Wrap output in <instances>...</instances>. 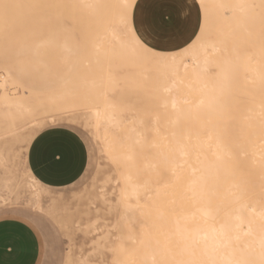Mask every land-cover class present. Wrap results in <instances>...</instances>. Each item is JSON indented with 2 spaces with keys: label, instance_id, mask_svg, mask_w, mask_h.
<instances>
[{
  "label": "rangeland",
  "instance_id": "374dc122",
  "mask_svg": "<svg viewBox=\"0 0 264 264\" xmlns=\"http://www.w3.org/2000/svg\"><path fill=\"white\" fill-rule=\"evenodd\" d=\"M104 1H107L106 5ZM193 1L188 4L185 0H136L131 11L128 5L118 4L116 0H0V108L3 109L0 112V216L15 215L34 226L41 240L38 264H209L202 261V253L198 249L203 236L197 238L194 227L190 230L194 226V221L190 226L192 219L197 217L181 214L177 197L170 194V185L162 183L164 178L156 181L157 188H147L146 196L141 194L136 199L124 194L130 189V183L123 180L121 174L128 173L130 169L126 158L124 163L121 161L123 155L133 153V150L145 152L148 141L159 135L162 128L158 123L151 125L152 121L164 118L163 90L158 89L157 84L155 86L152 78L148 84L147 81L140 82L143 76L136 72L141 69L128 61V49H121L127 53L125 57L126 53H120V49L117 52L113 48L116 43L110 42L106 36L107 30L113 28L120 32L123 40L131 37L128 31L130 23L136 34L140 37L143 33L149 35L152 45L156 46L161 44L162 32L167 31L168 34H163L162 38H169V44L164 46L167 67L172 72L183 73L181 78L186 79L184 76H187L186 81L190 80L191 87L197 84L189 74H185L204 71L211 81L227 78L226 85H219L228 87L232 93L241 89L234 94L235 100H228L230 103L233 100L236 105L232 106L229 115L232 119L229 127V152L232 154L229 166L247 167L243 175H231L237 181L229 185L230 192L236 194V202L232 200L229 209L234 212L242 206L246 222L241 227L247 228L250 224L252 232L234 229L231 243L235 252L242 254L240 258H245L244 263L264 264V240H260V246L253 239L255 236L264 238V100L257 106V100L247 98L248 92L260 91L264 94V4L259 0H242V6L251 8L248 16H244L235 9L240 6L237 0ZM219 2L224 5L220 7ZM185 7L188 8V18L182 19L180 10ZM222 7L224 10L218 13ZM113 9L116 12L113 13ZM25 11L34 12L37 19L35 45L38 51L33 58L32 74L36 88L21 87L12 73L9 75V69L4 70L5 56L16 52L13 34L18 30L8 19ZM193 15L199 18L194 19ZM163 17L169 22L164 30L160 24ZM228 32L232 33L228 35ZM223 39L228 41L227 50L223 49V46L226 47ZM203 44L207 45L201 50ZM211 44L219 47L214 50ZM190 49L194 52H188ZM110 54L116 64L112 66L121 64L120 68H112ZM123 57L128 58V64L126 60L122 62ZM197 57L206 59L198 60ZM225 58H229L226 63L229 65L224 68L226 65L220 64L221 68L219 63ZM230 61L236 63L231 65ZM108 62H111L110 65H107ZM132 71L136 72L132 74ZM119 75L122 79L118 78ZM125 79L128 82H124ZM186 81L180 80L178 87L190 86ZM217 85L213 83V87ZM169 91L171 89L167 93ZM189 93L191 95L185 94L194 95ZM195 93L199 95V91ZM242 94L247 95L243 98ZM171 96H168L169 100ZM195 97L191 98L193 102L189 97L184 98V102L187 100L196 104L198 99ZM11 99H18L20 107L8 111L10 104L7 101ZM182 100L176 101L184 103ZM247 102L256 105L259 123L253 120V114L244 106ZM26 103L27 109L24 108ZM235 108H241L240 111L237 109L238 112L252 116H244L243 121L237 120L240 113L235 114ZM109 113H114L111 122L107 119ZM54 125L76 129L89 152L88 165L82 177L59 187L43 184L27 163V150L35 134ZM256 125L261 131L260 153L255 155L252 145L243 153L244 159L236 161L233 153L241 149L243 138L248 145L249 135ZM134 127L139 144L131 135ZM124 133H127L126 136ZM113 155L120 160L117 162ZM249 164L258 165L259 176L258 172L250 171ZM32 177L38 179L37 187L31 186ZM255 178H258L256 182ZM151 191H154L152 195ZM247 204H255L256 212L246 209ZM182 215L184 219L180 217ZM185 219L190 221L189 224ZM204 220L207 223L208 220ZM197 221L205 223L200 218ZM184 222L186 226L182 225ZM184 227H187L189 235H195V244L193 241H190L191 245L185 244L192 236L185 233ZM236 233L239 235L236 236Z\"/></svg>",
  "mask_w": 264,
  "mask_h": 264
},
{
  "label": "bare ground",
  "instance_id": "6f19581e",
  "mask_svg": "<svg viewBox=\"0 0 264 264\" xmlns=\"http://www.w3.org/2000/svg\"><path fill=\"white\" fill-rule=\"evenodd\" d=\"M135 1L136 0H116V2L118 4L128 5L127 7L128 8L130 7V9H131L133 3H135ZM259 1H260V3L264 4V1H262V0H259ZM217 2H218V0H217ZM237 2L239 3L240 6L236 7V8L234 7L236 9V11H241L242 15L248 16V13L251 10V8H249V7L246 8L247 6H242L241 5L242 0H237ZM117 3H115V4H117ZM220 3L221 2H219V4ZM104 4L106 5L107 1H104ZM228 4L229 3L227 2V5ZM221 5H224V4H220V7H221ZM86 6H87V4H86ZM94 9H95V7H94ZM220 10H224V8L222 7V9H219L218 13L220 12ZM96 11H97V9H96ZM114 11H115V9H113V13H114ZM124 11H125V9H124ZM131 11H132V9H131ZM131 11H129V13H131ZM222 12H224V11H222ZM94 13L95 12L93 11L92 15ZM101 13H100L99 17L101 16ZM150 14H151V12H150ZM92 15H91V17H93ZM115 16H117V15H115ZM231 16H232V13H231ZM103 19H104V17H103ZM113 19H115V18H113ZM233 19H234V17H233ZM230 21L231 20H229V23H230ZM128 23H129V21H128ZM99 24H98V26H99ZM102 24L103 23H101V25ZM240 25H238V26H240ZM254 25H253V27H254ZM129 27L130 28L129 29L127 28V29H128V31L130 30L129 32H131V37H128L125 40H123L122 35H120V32L113 29V28L107 30L106 36L108 37V40H110V42L116 43L115 45H113V48L115 47L117 52L119 49L120 50L121 49L122 50L123 49L129 50V51L128 50L126 51L127 53L130 52V53H128V56H130L128 61L130 63L134 62V65L140 67V69H141L138 72L134 71L137 74H139L140 76L141 75L143 76V79L141 78L139 80L140 82L147 81L146 83L148 84V82L151 80L150 78H152V82L155 83V86L157 84L158 89L163 90V97L161 100H162V105L164 108L163 109L164 118L160 119V120L154 119L152 121L151 125L158 123V125L160 124L162 128H161V131L159 130L160 131L159 135H157L156 137H154L153 139L148 141L147 150L145 152H134V150L133 151L131 150L133 153L127 152L128 155H126L127 153H125L126 156L123 155L124 158L122 157L123 160H121V161H123V163H124V161L127 159L129 162V169H130V171L128 173L121 174V176H122L121 178L130 183V189L125 190L124 194H126V195L129 194V195H131V197L136 198V199L139 198V196L141 194L146 196L148 193L146 194L145 190L147 188H157L158 182H156V181L164 178V181L162 183H166V184L170 185V189L172 192L170 193V191H169V193L174 194L177 197V199H178V210L181 212V214H184V215L188 214L185 216L191 215L190 216L191 218H193L194 216L197 217L196 220L192 219V223L190 226H192L193 221H194V226H192V228L191 229L189 228V229L192 230L193 227H194V229L196 228L195 229L196 232H194V233L196 234L197 238H200L199 236H203L201 238L202 239L201 242H199V244H198V249L202 253V255H201L202 261H204V263H209V264H246L243 262V260L245 258H243V257L240 258L242 254L235 252V248L232 246L231 240L233 239V234L235 233V232H233L234 229H235V231L239 229V230L246 231V232H248V231L252 232V227L250 224H247V228L241 227L242 223L246 222L245 217L243 215L245 210H244V208H242V206H241V209L234 211V212H233L232 208H231V210L229 209V203L232 200H233V202H236V194L233 195L230 192L229 185H233L234 183L236 184L237 181H236V178H234V180H235V182H234L233 178H231V175H233V176H235V174L236 175H238V174L243 175L244 172H246V167H247V165H245L244 167H242V166L230 167L229 166L230 156L232 155L229 152V131H230L229 127L231 126V123H232V119H229V115H231L232 106L233 107L236 106L233 104V102H234L233 100L236 99V96H234V94H238L237 91H240L241 89L236 90V91L234 90L235 93L234 92L232 93V92L228 91V89H229L228 87L224 86L222 88V86L219 85V84L226 85L228 82L227 78L223 77V80H222V78H220L221 80H219V79L214 80L213 79V81H211L206 76V75H208V73L204 72V71L203 72L190 71L187 74H185V75L189 74L192 77V81L198 85V87H197V85H195L196 87H194L193 85L191 87L190 80H188L189 82L186 81L187 76H184L186 79H184L183 77L181 78L183 73L181 74L180 72H172L168 69L166 59H165V55H164V50H165L164 46H162L160 44H159V46L152 45V43H150L151 41L148 37H147V40H145L142 37H140L138 34H136V32L134 31V28L131 26V23H130ZM235 31H238V30H235ZM129 32H127V33H129ZM229 33L231 34L232 32H228V35H229ZM250 33L252 34V32H250ZM259 34L261 35V33H259ZM212 40H214V39H212ZM223 41H226L225 42L226 47L224 48V46H223V49L227 50L228 41L226 39H223ZM212 43H213V41H212ZM221 43H223V42H221ZM206 45L207 44H203V47H201L202 48L201 50H204ZM211 46L214 50L219 47L217 44H211ZM236 46H237V44H236ZM122 50L120 51V53L121 52L126 53L125 50L124 51H122ZM192 51H193L192 49L188 50V52H192ZM127 53H126L125 57H127ZM119 55H121V54H119ZM110 56H111V54L109 55V58H110ZM125 57H123V59ZM109 58H108V60H109ZM112 58L113 57L111 56V60H113ZM115 59H116V57H115ZM123 59H122V62L126 60L125 62H127V64H128V61H127L128 58L124 59V60ZM130 59H131V61H130ZM199 59L204 60V59H206V57L198 58V60ZM224 60H225V62H224ZM224 60H222L221 63H219L220 67H221V65H224V64L226 65V66H224V68L229 65V64L228 65L226 64L227 61L229 62V58H228V60L226 58ZM233 61H230L231 65L236 63ZM111 62H112V64H111V66H112L115 62H114V60ZM111 62H108L109 64H107V65H110ZM194 63L199 64L198 61H195ZM114 65H116V64H114ZM202 65L207 66L205 64H202ZM120 66H121V64H120ZM120 66H115V67L112 66V68H116V67L120 68ZM106 67L108 68V66H106ZM134 72L132 74H134ZM8 73L10 75L11 71L8 70ZM126 73L128 74L129 72L127 71ZM122 75L123 74H121V76ZM128 75H130V74H128ZM222 76H224V75H222ZM118 78L122 79L120 77V75L118 76ZM125 78H126V76H125ZM120 79H118V80H120ZM130 79H128V80H130ZM180 80H185L186 83L188 82V85H190V86L184 88V86H187V84L183 86L182 85L183 82H181V85L183 87L182 88L178 87V85H180V84H178V83H180L179 82ZM124 82H128V81H126V79H125ZM130 82L133 84L132 81H130ZM213 83L218 84L217 87H215V86L213 87ZM134 85H135V82H134ZM206 85H209V86L212 85V86L209 87ZM218 86H221V87L219 88ZM120 87H122V86H120ZM225 88L227 90H225ZM168 89H171L172 93H170L171 91H169V93L171 95L174 93L173 97L171 95H169V93H167ZM164 91H166V95H164ZM188 91L191 92L192 94H194V95H192L193 98L195 97L196 94L198 95V93H195V92L199 91V95L197 97H195L196 99H198L197 100L198 103H196V104L192 103L191 104L187 100H186V103L184 102L185 101L184 98H188V97H189V100L193 102V99H191L192 97L185 94L186 92L188 94H190ZM153 92H155V90ZM158 92H159V90H158ZM246 92H247V90H246ZM247 94H248V96H247L248 99L254 98L255 100L258 101V103L256 104L257 106L261 105V102L264 100V96H263L264 94L261 93L260 91L259 92L258 91L248 92ZM247 94H245V95H247ZM183 95H185V96H183ZM243 95L244 94H242V96ZM168 96L172 97V98L170 97L171 100L168 99ZM240 96L241 95H239V97ZM244 96H243V98L246 97V96L245 97ZM239 97L237 98V100L239 99ZM159 98H160V96H159ZM181 98L183 99L182 101L184 103L176 101V100L181 99ZM231 98L233 100H231L232 102L230 103V101H228V100ZM194 101H196V100H194ZM247 101L249 102L250 100H247ZM7 102H8V104H10V107H8V111L9 110L13 111L12 108L20 107L18 99H13V100L11 99V100H8ZM187 102H188V104H187ZM242 102H245V101L243 100ZM248 102L246 104H244V106H247V110L251 111V113L253 114V116H254L253 120L255 122L259 123L260 119H259V116L256 114V108H255L256 105L253 102H250L248 104ZM132 103H134V102H132ZM154 103H156V102H154ZM154 103H153V105H154ZM126 104H128V106L130 105L128 102ZM25 105H26V107L24 106V108L27 109V107H28L27 103ZM238 106H240V104ZM237 109L235 108L236 111L233 110L234 112H236L235 114H237L238 110L239 111L241 110V108L238 110ZM149 110H151V109H149ZM1 111H3V109L0 108V112ZM161 111H162V109H161ZM96 112H98V111L96 110ZM96 112H95V114H96ZM144 113H147V112H144ZM155 113H157V112H155ZM238 113H240V112H238ZM150 114H151V112H150ZM113 116H114V113H109L107 116V119L111 122V121H113V118H112ZM233 116H234V114H233ZM233 116H231V117H233ZM244 116H250L251 117L252 115H249L246 113H240V118H238L237 120L243 121ZM158 117H160V115ZM117 118L118 117L116 116V119ZM139 119L140 118H138V120ZM141 120H142V116H141L140 121ZM237 120H235V121H237ZM118 121H119V119H118ZM118 121H117V123H118ZM136 122H138V121H136ZM133 126H135V125H133ZM163 128H164V130H163ZM133 129L135 130L136 127L132 128V131H133ZM252 130H253L252 133L249 135L248 145L246 146L245 139L243 138L240 141L241 149H239L237 152L233 153L234 159L236 161L244 159L243 153L247 152L248 149L252 145L254 146L253 147L254 154L258 155L260 153L259 142L261 141V137H260L261 131H260L259 125H256V127H254ZM130 131L131 130H129V132ZM263 132H264V130H263ZM124 134L126 136L127 133H124ZM128 134H130V133H128ZM131 135L134 137L136 136V135H134V131H133V134H131ZM129 136L130 135H128V137ZM140 136H142V135L140 134ZM145 136H146V134L144 135V137ZM135 139H136L137 144H139L138 140H137L139 138L135 137ZM142 140H144V139L142 138ZM144 141H142V142H144ZM126 145L128 146V144H126ZM131 145H132V143H131ZM140 145H141V143H140ZM113 156H115L116 157L115 159H117L116 155H113ZM120 156H122V155H120ZM127 156L130 157V159L127 158ZM119 160L120 159H117V162ZM255 160L258 161L259 158H256ZM126 163H127V161H126ZM244 164H246V163H244ZM248 167L251 168L250 169L251 172H254L255 174H257V172H258V176H259V167L257 164H255V165L249 164ZM229 177H230V179H229ZM257 180H258V178H255V182ZM31 181H32L31 182L32 187H37L39 185V182L35 177L34 178L32 177ZM163 189H166V188L163 187ZM231 189H232V186H231ZM153 192L154 191H151V195ZM169 193L168 194L166 193V194L169 195ZM230 198H231V200H230ZM256 198H258V197L256 196ZM171 199H173V198L171 197ZM255 206H256L255 204H249L246 207V209H250V211L256 212ZM184 215H182L180 217H183V219H184ZM178 216H179V214H178ZM190 217H188L187 219L190 220L191 219ZM198 218H200V220L203 219L204 222H205L204 219H207L208 221L206 220L207 223L206 222L202 223L201 221H197ZM217 218H221L222 220L216 221V220H218ZM213 220H215V221H213ZM185 221L187 223L184 222V223H182V225L184 224L186 226V224H189L190 221H188L186 219H185ZM198 223H199V225H197ZM196 226L199 228H197ZM184 228L186 229V230L184 229V231H186L185 233L187 235H189L187 233L188 232L187 227H184ZM192 235L193 234H191L189 236H192ZM238 235H239V233H236V236H238ZM194 237H195V235L192 236V238L190 237L191 239H189V243L185 242V244H190V241H193V243H194ZM255 237H253L255 244H259L260 246H262L260 240H264V238L258 237V236H255ZM257 239H259V240H257ZM198 253H200V252L198 251ZM195 258H196V256H195ZM200 263H202V262H200Z\"/></svg>",
  "mask_w": 264,
  "mask_h": 264
},
{
  "label": "crops",
  "instance_id": "0c3cea01",
  "mask_svg": "<svg viewBox=\"0 0 264 264\" xmlns=\"http://www.w3.org/2000/svg\"><path fill=\"white\" fill-rule=\"evenodd\" d=\"M185 1L188 4L194 2ZM187 12L186 7L180 10L182 19L188 18ZM194 15V19L199 18ZM163 18L162 30L169 24L168 19ZM8 20L18 30L13 34L16 52L5 56L4 70L9 69L20 86L36 88L32 78L33 58L38 51L35 45L36 16L34 12L25 11L22 15H14ZM163 34L168 33L163 31L161 34L160 45L165 46L169 44V38L166 35V40L162 39ZM147 37L152 40L143 33L142 38L147 40ZM88 161L89 152L82 136L76 129L66 125L49 126L37 132L27 150V163L33 174L43 184L51 187L78 181L84 174ZM40 255L41 240L29 221L15 215L0 216V264H38Z\"/></svg>",
  "mask_w": 264,
  "mask_h": 264
}]
</instances>
